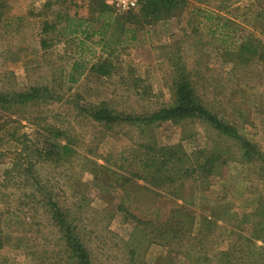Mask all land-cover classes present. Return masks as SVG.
I'll return each mask as SVG.
<instances>
[{"label": "rangeland", "instance_id": "374dc122", "mask_svg": "<svg viewBox=\"0 0 264 264\" xmlns=\"http://www.w3.org/2000/svg\"><path fill=\"white\" fill-rule=\"evenodd\" d=\"M99 1H5L0 92L37 86L51 96L0 108V264H72L47 195L68 211L92 264H264V0H182L155 19L140 3L100 12ZM104 59L108 75L89 70ZM181 71L261 157L243 159L200 119L140 128L83 110L150 113L173 102ZM52 142L68 153L20 151ZM161 147L176 150L166 165ZM210 156L209 174L192 170Z\"/></svg>", "mask_w": 264, "mask_h": 264}, {"label": "trees", "instance_id": "16d2710c", "mask_svg": "<svg viewBox=\"0 0 264 264\" xmlns=\"http://www.w3.org/2000/svg\"><path fill=\"white\" fill-rule=\"evenodd\" d=\"M5 1L6 0H0V18L6 8ZM180 2H182V0H140L139 3L141 6L139 12L143 17L155 19L160 15L170 14L171 11L176 8V6L179 5ZM97 5L100 12L105 11L104 9L110 8L103 2V0H100ZM44 26L45 27L43 28V31H46L47 24H44ZM75 31L76 29L71 30L72 33H74ZM109 36L111 39L114 38V43H119L118 35L110 34ZM39 43L42 47L46 46V43L43 39H40ZM80 67L81 65L79 63L74 62V69ZM110 67V63H108L107 60L104 59L102 61H99L98 63L91 64L89 70L96 73L97 75L105 76L110 73ZM69 80L71 82L75 81L73 74L69 75ZM49 96L51 95L47 87L37 86H32L26 90L18 92H0V108L11 111V108L15 106L34 103L35 101L49 98ZM173 97L174 99L171 104L163 106L150 113L140 115L118 113L104 104H100L99 106H91L89 108H84L83 110L94 121L102 123L104 125L123 122L130 125H135L140 128H144L150 125H156L162 122L176 123L185 119H200L206 122L219 134L236 141L237 144H239V148L241 149V156L243 159L249 160L255 155L261 157V154L257 151L255 145L242 137L238 133L235 126L224 122L203 105L201 99L196 94L193 88L189 76L182 71L179 72L178 77L174 81ZM52 134L53 137L57 138L62 135V132H60L59 130H53ZM68 149L69 147L67 144L52 142L49 143L48 147L44 150L38 149V147L36 146H25L22 147L20 151H25L26 154L28 152H32L37 159H48L51 158L52 154L54 153L57 158H61L68 153ZM157 151H163V156L161 157H163L162 159H164V161L162 162V164L164 165L168 164L176 155V150L174 151V147H161ZM153 157H155V154H153ZM217 157L210 156L205 159L204 163L202 164L196 162L194 167H192V170L198 172V174L200 175L209 174L211 169L215 166L214 162ZM154 160L155 159L153 158L148 159L147 163L153 164ZM180 161L181 159H178V162ZM26 162L27 165L25 168H27V170H30V159H28ZM149 164H147V166H150ZM160 166H162L161 163ZM160 166L156 167V169H154V172H158L161 168ZM189 171L190 170L186 168L183 173L187 175ZM46 204L48 206L51 219L53 220L54 225L58 228V231L61 234V238L64 244L63 246L68 259L72 262V264H92L86 246L78 236V233L75 230V225L68 218V211L62 208L56 201H52L50 195H47ZM134 220L137 223L136 225H141L143 227L151 224L148 221H139L136 218ZM129 250L130 252H133V249Z\"/></svg>", "mask_w": 264, "mask_h": 264}, {"label": "built area", "instance_id": "2783aa9c", "mask_svg": "<svg viewBox=\"0 0 264 264\" xmlns=\"http://www.w3.org/2000/svg\"><path fill=\"white\" fill-rule=\"evenodd\" d=\"M140 0H105V3L115 11L125 12L135 8Z\"/></svg>", "mask_w": 264, "mask_h": 264}]
</instances>
